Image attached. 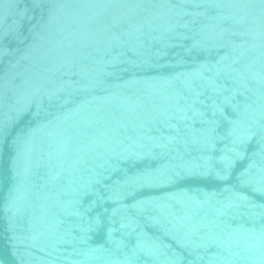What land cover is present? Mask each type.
I'll use <instances>...</instances> for the list:
<instances>
[{
  "label": "water",
  "instance_id": "1",
  "mask_svg": "<svg viewBox=\"0 0 264 264\" xmlns=\"http://www.w3.org/2000/svg\"><path fill=\"white\" fill-rule=\"evenodd\" d=\"M0 264H264V0H0Z\"/></svg>",
  "mask_w": 264,
  "mask_h": 264
}]
</instances>
